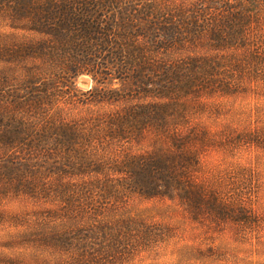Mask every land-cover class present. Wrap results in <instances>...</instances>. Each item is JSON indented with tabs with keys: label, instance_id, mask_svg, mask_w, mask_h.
Returning a JSON list of instances; mask_svg holds the SVG:
<instances>
[{
	"label": "trees",
	"instance_id": "1",
	"mask_svg": "<svg viewBox=\"0 0 264 264\" xmlns=\"http://www.w3.org/2000/svg\"><path fill=\"white\" fill-rule=\"evenodd\" d=\"M263 84L264 0H0L1 243L123 259L170 231L135 210L151 199L182 218L207 200L217 223L201 158L255 129L217 125L216 105Z\"/></svg>",
	"mask_w": 264,
	"mask_h": 264
},
{
	"label": "rangeland",
	"instance_id": "2",
	"mask_svg": "<svg viewBox=\"0 0 264 264\" xmlns=\"http://www.w3.org/2000/svg\"><path fill=\"white\" fill-rule=\"evenodd\" d=\"M75 83L80 90L93 85L87 75L79 76ZM220 102L222 105H216L217 125L230 123L237 130L255 129V135L245 136L249 139L234 136L223 152L211 150L201 158L206 186L212 187L224 204L217 223L210 219L207 200L198 211L190 208L183 218L171 207L165 211L167 201L141 200L135 210L150 211L151 220L168 222L171 228L167 236L151 250L123 259L111 258V262L110 256L101 253L98 262L92 264H264V84L232 101ZM240 197L248 214L237 207ZM16 210L11 201L0 203V264H55L52 256L3 246V233L8 229L2 219Z\"/></svg>",
	"mask_w": 264,
	"mask_h": 264
}]
</instances>
